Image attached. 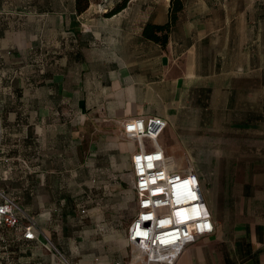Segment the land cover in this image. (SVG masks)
<instances>
[{
    "label": "crops",
    "instance_id": "1",
    "mask_svg": "<svg viewBox=\"0 0 264 264\" xmlns=\"http://www.w3.org/2000/svg\"><path fill=\"white\" fill-rule=\"evenodd\" d=\"M232 1L220 0L215 3L218 12L212 13L204 0H181L182 8L164 45L143 35V28L147 23H166L168 5L158 15L152 7L141 11L135 0L113 14H107L113 8L109 3L92 0L80 13L74 0L28 5L36 10L37 21L50 32L59 51L51 68L0 66V191L19 185L18 205L36 218L40 237L24 239L19 228L0 226L8 229L9 238L1 247L0 264L117 261L66 258L45 234L55 232L56 222L67 227L76 216V227L86 226L82 220L89 210L76 201L91 190L77 196L71 186L85 183L80 173L87 164L84 155L99 152L101 139L115 150L126 148L131 169L133 140L127 137L131 140L127 144L111 140L113 133L122 132L128 118L156 116L165 119L167 126L179 121L184 131L197 107L212 105L202 94L218 88L221 79L240 89L236 83L249 84L252 72L264 73V55L263 62L251 65L252 20L231 15L227 9ZM14 44L13 52L20 55L23 48L33 49L27 41ZM259 80L261 88V76ZM85 136H89L87 143ZM182 138L179 134L180 143L185 142ZM52 141L62 159L48 168L44 152L49 144L53 146ZM101 166L95 162L92 168ZM114 166L113 161L106 163L108 168ZM97 182L107 188L106 182ZM128 182L133 191V177ZM42 187L50 188L61 213L43 211ZM202 193L213 232L186 241L176 251H162L159 264H264V210L246 212L242 199L239 203L223 199L214 190L206 194L203 187Z\"/></svg>",
    "mask_w": 264,
    "mask_h": 264
},
{
    "label": "rangeland",
    "instance_id": "2",
    "mask_svg": "<svg viewBox=\"0 0 264 264\" xmlns=\"http://www.w3.org/2000/svg\"><path fill=\"white\" fill-rule=\"evenodd\" d=\"M41 1L0 0V66L51 68L55 65L54 60L59 50L54 39L49 37L50 32L47 33L46 27L37 21L36 10L28 7ZM92 1L109 3L110 7H114L120 0ZM135 1L140 4L141 11L152 7L157 15L171 2ZM219 1L204 0L212 13L218 12L215 3ZM231 3L227 9L231 15L252 20L251 65L259 64L263 62L264 55V0H251V3L247 0H233ZM16 5H21L22 9L13 8ZM19 40L27 41L33 49L23 48L21 55L13 52L14 43ZM236 61H239L238 57ZM233 85L234 83L229 84L221 79L218 88L202 94L212 105L197 107L189 115L188 128H184V131L179 128V121L169 124L158 140L167 152V165L170 168L183 173L188 167H192L201 179L206 194L214 190L223 199L228 198L237 203L242 199L246 212L258 213L264 210V73L260 75L252 72L249 84L236 83L241 86L240 89L233 88ZM179 134L183 136L184 143L179 142ZM111 136L114 142H131L120 131ZM164 139L167 146L164 145ZM84 140L87 143L89 136H85ZM100 142L99 152L84 155L87 164L80 173L84 176L85 183L71 186L77 196L91 190L89 196L79 197L76 201L89 210L82 220L86 226L77 228L76 216L67 227L64 222H56L55 232L45 236L58 246L59 252L66 258H109L125 262L134 259L138 253L136 247L129 245L126 240V229L134 214V194L128 182L132 179L129 153L126 148L118 151L110 143H105L102 139ZM145 142L149 143L148 140ZM52 143L53 146L49 144L44 152V164L48 168L55 165L57 158L62 159V154H56L57 147L53 141ZM131 145L135 147L134 141ZM173 145L178 147L172 148ZM111 161L115 163L113 169L106 167V163ZM95 162L103 163L102 169H93ZM80 173L77 171V177ZM98 180L106 182L107 188L102 185L99 187ZM19 188V185H9L4 191L17 204L20 203ZM41 189L43 211L61 213L59 205L52 201L50 188ZM7 231L5 227L0 229L1 258L4 252L1 247L9 242Z\"/></svg>",
    "mask_w": 264,
    "mask_h": 264
},
{
    "label": "built area",
    "instance_id": "3",
    "mask_svg": "<svg viewBox=\"0 0 264 264\" xmlns=\"http://www.w3.org/2000/svg\"><path fill=\"white\" fill-rule=\"evenodd\" d=\"M166 126L167 121L156 116L128 118L122 124L123 134L135 144L130 161L134 214L126 240L138 253L134 259L114 264H159L162 251H176L186 241L214 230L199 176L192 167L179 173L167 165V154L158 140ZM80 212L85 214L86 210L81 208ZM0 226L19 228L24 239L40 237L36 218L2 191Z\"/></svg>",
    "mask_w": 264,
    "mask_h": 264
},
{
    "label": "trees",
    "instance_id": "4",
    "mask_svg": "<svg viewBox=\"0 0 264 264\" xmlns=\"http://www.w3.org/2000/svg\"><path fill=\"white\" fill-rule=\"evenodd\" d=\"M91 0H74L75 11L77 13L83 12L89 6ZM129 0H120L107 14H113L121 10L126 6ZM181 0H175L169 4V18L164 24H146L143 28V35L147 38L154 40L161 45L167 42V35L170 27L174 24L177 19V13L181 10Z\"/></svg>",
    "mask_w": 264,
    "mask_h": 264
}]
</instances>
